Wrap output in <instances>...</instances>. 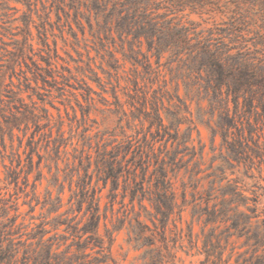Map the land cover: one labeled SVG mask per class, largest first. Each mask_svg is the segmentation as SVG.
<instances>
[{
	"label": "clouds",
	"instance_id": "1",
	"mask_svg": "<svg viewBox=\"0 0 264 264\" xmlns=\"http://www.w3.org/2000/svg\"><path fill=\"white\" fill-rule=\"evenodd\" d=\"M56 3L64 12L59 23L78 21L79 28L89 21L85 51L94 53L89 63L98 61L103 77L96 79L95 71H86L95 90L85 77L76 81L83 85L80 96L62 101L66 110L75 103L70 117L67 111L62 119L59 111L53 117L42 105L28 106L31 117L23 124L35 128L42 122L38 130L46 129L31 153L0 145V209L6 213L0 215V264H142L146 252L164 253V264H185L177 252L195 255L197 264H227L221 258L225 253L235 264H264V100L255 85L245 90L233 84L241 74L264 76V0H139L135 8L124 0H96V9L91 0ZM44 12L45 27L54 24L52 10ZM44 12L38 13L41 19ZM126 16L134 23L129 31H118L117 21ZM40 23L34 18V25ZM150 27L148 38L143 32L133 38V33ZM161 36L172 39L158 44ZM33 39L22 46V59H39L48 51L39 39L33 51ZM202 51L223 68L236 57L241 66L233 65L217 83L200 63ZM5 62L6 54L0 60ZM111 67L120 74L110 75ZM28 71L43 75L45 69ZM56 75L63 79V74ZM45 93L48 100L57 99L48 89ZM0 109L10 112V106ZM222 117L231 124H221ZM0 128L11 140L12 129L3 119ZM110 154L116 166L126 167L128 155L144 158L139 177L145 187L137 197L138 209L126 212L125 205H118L123 224L119 218L104 219L101 213L110 208L96 211L90 186L84 183L83 173L97 180L106 174L104 161ZM9 172L16 175L14 183ZM121 179L126 186L134 182L135 169ZM73 182L76 189L62 202L63 185ZM18 200L27 207L16 211ZM36 206L40 211L32 217L28 209ZM172 208L192 217L185 221L187 237L169 228L166 240L163 220L143 227L157 215L166 219ZM93 217H99L98 224ZM90 221L94 227L84 230ZM192 223L198 227L194 237ZM174 235L182 242L170 247Z\"/></svg>",
	"mask_w": 264,
	"mask_h": 264
},
{
	"label": "rangeland",
	"instance_id": "2",
	"mask_svg": "<svg viewBox=\"0 0 264 264\" xmlns=\"http://www.w3.org/2000/svg\"><path fill=\"white\" fill-rule=\"evenodd\" d=\"M44 8L51 9L52 16L56 17V20H52V23L54 24H47V27H45V23L48 20V14L47 12H44ZM40 11L44 12L43 19H41V17L38 15ZM66 16L67 14H65V17ZM34 18L41 21L38 26L34 25ZM63 18L64 12L61 11L54 0H52V3H50L49 0H29V4L24 2L17 3L14 0H0V60H5V54L7 55V62L0 63V85L2 86L1 93L4 100L8 99L7 96L9 95L8 91L10 89H13L18 93V97L20 98L21 103L24 105L17 103L16 109L12 108L11 111L15 113L20 119L23 118V113L25 110L31 112L28 106L33 103L37 106L42 105V111L50 114V116H56L57 111H59L60 117L64 119L65 111H67V115L70 117L72 115L73 108H75V103L73 102V106L66 110L62 101L63 99L67 98L68 95L75 97L80 96L83 85L76 83V81H78L81 77H85V82L88 83L89 88L95 90V81L86 78V71H95V73H97L100 78L103 77V73L99 72L98 61L93 64L89 63V61L92 60L94 53L90 49L85 51V42L89 39L86 22H83V25L85 26V35H83L80 31V28L76 27L77 21L69 20L65 21L63 24L59 23V20L62 21ZM28 23L32 37L34 38L33 47L35 44V39H38V32H42L41 29L43 28L47 32L50 46L53 48V43H55L57 45V51L59 54V58L56 61H53L55 67L53 68V72H51L55 81H53L52 78L47 77V82H44L42 81L43 79L38 77L37 87L35 77L32 76L30 71H28L29 68L24 62L20 64V69L22 72L19 71V67L16 68L15 74L9 69V67H11L9 60L12 58L10 52H15L12 51V49H16L17 43L22 41L24 32L26 30L25 27ZM89 58H91V60H89ZM34 60H36L37 63H39L43 68L47 67L42 58H34ZM27 64L29 67H32L29 60H27ZM128 68L129 65L126 64L124 70L127 71ZM57 72L63 74V79L60 75H56ZM25 76L28 78L27 81L24 79ZM10 80L13 81V85H11ZM120 84L123 85V81H120ZM45 89H48L53 96L57 97V99L52 101L48 100ZM75 111L77 118H79V109L77 108ZM24 115L27 117V119L31 117V114L26 115V113H24ZM0 119L2 118L0 117ZM40 123L39 127L35 128L28 125L29 129L26 131L25 136V125L23 123L20 125L19 130L14 129L13 138L11 140H9L10 135L9 138L4 135L6 146L11 144L18 150L27 148L31 153L32 146H28V138H34V141H36L41 134V131H46V129L38 130L40 129ZM62 131H64V129H62ZM63 150L67 149L65 148ZM8 176L10 177V182L14 183L13 175L10 172L8 173ZM40 183L42 184L43 182L41 181ZM74 188L75 187L73 183L72 189ZM69 189L70 185L65 183L63 185L62 194L63 201L68 199L67 194L69 193ZM13 195H17V193H13ZM106 196L107 189L102 190L101 209L111 208L109 200ZM186 199H188V196H186ZM17 204L19 206V211L27 207L25 201L23 200H18ZM118 205L119 204L117 203L114 204L113 214L118 213L119 217L112 215L110 211H107V219L119 218L121 220V224H123L122 217L124 213H120ZM137 209L138 208L136 207V210ZM29 210L30 209H28V211ZM39 211V206H36L34 212L31 213V215L36 217ZM172 219H175V223L170 221L168 225L167 236L169 228H176L183 232L184 237H187L189 235V230L188 224L185 223V221H190L192 217L183 210L181 214V220L178 219L177 215H174ZM148 224L151 226L150 222H148ZM197 231V225L192 223L190 232L193 237L196 235ZM181 242L182 241L177 240V237L174 235L169 241V246L175 247ZM201 244V241L198 240V247H201ZM185 246H187L186 243ZM233 253H235V249ZM176 255L178 258L183 259L185 264H197V257L195 255H185L184 253L179 252H177ZM224 257H227L226 253ZM142 264H144L143 261ZM230 264H234V259H231Z\"/></svg>",
	"mask_w": 264,
	"mask_h": 264
},
{
	"label": "trees",
	"instance_id": "3",
	"mask_svg": "<svg viewBox=\"0 0 264 264\" xmlns=\"http://www.w3.org/2000/svg\"><path fill=\"white\" fill-rule=\"evenodd\" d=\"M17 3H21L24 2L26 4H29V0H14ZM54 2L56 3V0H54ZM62 2V0H61ZM124 2L126 4H128L130 7L135 8V6L139 3V0H124ZM193 2H198V0H193ZM92 3V7L94 9L98 8L99 6L96 3V0H91ZM58 7L59 4L57 3ZM71 7V4L69 5ZM78 22V21H77ZM86 25H87V31H88V24L89 21H85ZM130 23H134L131 20V17H124L121 20L117 21L116 27L118 31H129V25ZM80 31L83 35H85V26L83 25V23L81 24V26L79 27ZM25 32H24V36L21 42L17 43L16 46V51L11 53L12 58L9 60V64H11V67H9V69L12 71V73H16V68L19 67V71H21V63L24 62L25 65L29 67V65L27 64V60L30 61L31 64V68L35 69H39L42 66L37 63L36 60H34L33 57H27L26 59H22L21 56L23 54V48L22 46L24 45V43L27 41V38L32 37L31 31L29 29V23L26 25L25 27ZM42 32H38V39L40 40L41 43V48H44L45 46L47 47L48 51L44 53V55L41 57L43 59V62L46 64V68L43 75H40L39 72L33 73L31 72L32 76L35 77L36 79V87H37V77H40L41 79H43L42 81L47 82V77H50L53 79V81H55L54 77L52 76L51 72H53V68L55 67L53 61H56L59 58V54L57 51V45L55 43H53V48L50 46L49 42H48V36H47V32L42 28L41 29ZM141 32H143V34L145 35L146 38H148L151 34H152V30L151 27L148 29V31H144L143 29L138 30L137 32L133 33V38L135 39V37L137 35H140ZM172 36L175 37H179V33H174L172 34ZM172 36H161L158 37V44H164L166 45L170 39H172ZM77 37V36H76ZM30 47H32V50L34 51V47L33 44L30 45ZM129 47H131V45H129ZM29 51H31V48H29ZM89 53V51H88ZM200 63L201 64H205L207 70L210 72L211 75H214L217 80V83H220V77L224 76L226 72H230V69L232 68L233 65L240 67V58L236 57V58H232L230 63H228V67L227 68H223L220 65H218L215 60L209 56L207 53L205 52H201L200 54ZM195 59V58H194ZM89 60H91V58H89ZM127 63H124V67ZM105 67H110V66H105ZM123 67V70H124ZM125 71V70H124ZM22 72V71H21ZM50 73V74H49ZM112 73H116L117 75L120 74V72L115 68V67H111L110 70V75ZM96 75V79H100V77L98 76L97 73H95ZM25 81L28 80V78L25 76L24 77ZM11 85H13V81L10 80ZM136 83H138V81H136ZM233 84L235 87L239 88L240 86H243L245 88V90H249L252 85L256 86L257 91L260 93V100H264V76H261V78L256 79L252 74H241L239 76V78H233ZM1 85H0V96L3 97L2 95V90H1ZM9 95L7 96V100L4 99H0V105H4L5 109H9L10 106V112L9 113H5L3 109H0V117L3 119V122L5 125H9L10 128L12 129V138H13V131L14 129L19 130L20 129V125L23 123L22 120L27 119V117L24 115V113L26 114H31V112H28V110H25L23 113V118L20 119L19 117H17V115L15 113H13L11 111L12 108L16 109V104L17 103H21L20 98L18 97V93L15 92L13 89H10L8 91ZM117 95L119 96V89H117ZM260 100H258V103L260 102ZM5 101L7 103H5ZM237 103H239V100H237ZM246 105L249 103L248 101L245 102ZM22 104V103H21ZM24 105V104H22ZM50 115V114H49ZM34 123H35V119L33 118ZM221 124H231L230 120H226L225 118H221L220 121ZM36 127H39V123L37 124ZM8 129V132L10 133L11 129ZM29 129L28 125H25V132H24V136L26 135V131ZM249 135H254L255 134V130H252L251 128H249ZM5 132L4 128H0V145H5V136L3 135ZM11 138V137H10ZM34 138H28V146H32L33 145ZM124 152H127L128 148L127 146H124L122 149ZM32 152V150H31ZM129 152H131V149H129ZM175 155V153H173V156ZM173 157H169V163H171ZM113 159L114 157L110 154L109 159L107 161H104V166L106 169V174H102L101 178L99 180H97V178L95 176H89L87 173H83L85 180L84 183L88 186H90V191H89V195L91 197V200L93 202V206L95 207L96 211L98 213L101 212V191L107 189V198L109 200L110 203V209H111V214L113 215V211H114V204H123L125 205V211H130V210H136V207L138 208V204H137V197L140 195V192L144 189L145 185L144 183L140 180L139 177V173L141 171V175H143V168H144V158L141 157L139 160L136 159L135 156L132 155H128L127 157H125V160L129 161V163H127V166L125 167L124 164H121L120 166L117 164H113ZM157 164H159V161H156ZM135 169V173H136V180L134 182H132L129 185H125V181L121 179L122 176H131L133 173V170ZM13 175V181L15 182L16 180V175L12 172H10ZM163 174V173H161ZM74 183V182H73ZM101 185V186H100ZM74 189H72V185H70V190H75L76 186L74 183ZM153 187H157L155 184L153 185ZM62 194L63 191L61 192V201L63 202V198H62ZM81 196H83V193H81ZM187 194L185 193V199H186ZM173 197L175 200L176 197V193H173ZM119 199V200H118ZM157 199H159V197H157ZM127 201V202H126ZM70 202V200H69ZM178 203V201H176ZM131 206V209H129L128 206ZM81 206H79V201H77V211H79V208ZM107 209V208H106ZM35 210V207L30 208L29 212L33 213ZM16 211H19V206L16 209ZM183 209H176V208H172L171 212L169 213V215L167 216V218L165 219L164 217H160L159 215L156 216L154 221H151V223H156L157 225H159L161 223V221H164V234H165V239H168L167 236V230H168V225L170 223V221H172L173 223H175V219H172V217L174 215L178 216V219L181 220V214H182ZM107 210H105L103 213H101V215L104 217V219H107V214H106ZM6 214L4 213L3 209H0V215ZM34 217V216H32ZM143 216L141 215L137 221L138 225L143 221L142 220ZM14 220L17 219V217L13 218ZM95 222H99V217H93L92 218ZM9 223H11V221H9ZM124 223V221H123ZM37 227L39 228L40 225L38 224ZM94 227V222L90 221L88 224L85 225V229L84 230H89L90 228ZM144 228H150L151 226H149L148 223L143 224ZM205 231H207V227H205ZM192 235V234H191ZM145 243H149V241H145ZM169 243V241H168ZM198 240L196 241V246L197 245ZM202 243V242H201ZM202 246V244H201ZM85 251H87V249H85ZM234 252V249H233ZM144 256H147V259L143 261L144 264H164V259H165V255L164 253H155L153 255L152 252H146L144 254ZM222 259H227V264H230L231 259H229L228 257H224V255L221 257ZM143 259V257H142ZM234 264H235V260H234ZM257 264H261L260 261H257Z\"/></svg>",
	"mask_w": 264,
	"mask_h": 264
}]
</instances>
